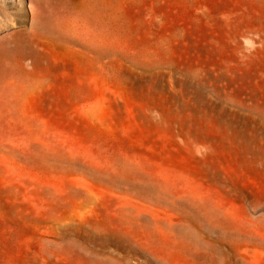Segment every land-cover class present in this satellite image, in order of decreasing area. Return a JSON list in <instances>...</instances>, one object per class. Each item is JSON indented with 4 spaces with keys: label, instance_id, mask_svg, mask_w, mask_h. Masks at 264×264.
I'll return each instance as SVG.
<instances>
[{
    "label": "rangeland",
    "instance_id": "1",
    "mask_svg": "<svg viewBox=\"0 0 264 264\" xmlns=\"http://www.w3.org/2000/svg\"><path fill=\"white\" fill-rule=\"evenodd\" d=\"M0 264H264V0H0Z\"/></svg>",
    "mask_w": 264,
    "mask_h": 264
},
{
    "label": "bare ground",
    "instance_id": "2",
    "mask_svg": "<svg viewBox=\"0 0 264 264\" xmlns=\"http://www.w3.org/2000/svg\"><path fill=\"white\" fill-rule=\"evenodd\" d=\"M9 45V44H8Z\"/></svg>",
    "mask_w": 264,
    "mask_h": 264
}]
</instances>
